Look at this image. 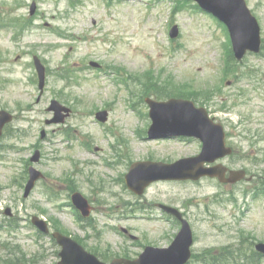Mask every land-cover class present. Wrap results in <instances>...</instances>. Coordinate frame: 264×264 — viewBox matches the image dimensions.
<instances>
[{
	"label": "rangeland",
	"instance_id": "1",
	"mask_svg": "<svg viewBox=\"0 0 264 264\" xmlns=\"http://www.w3.org/2000/svg\"><path fill=\"white\" fill-rule=\"evenodd\" d=\"M247 2L264 44V0ZM4 21L18 26L0 27V110L15 114L0 138V207L12 208L20 227L10 236L0 232V242L9 238L12 247L19 246V255H40L37 264H57L55 247L49 239H39L29 222L38 215L107 259L136 255L147 244L169 245L179 229L160 218L161 210L154 206L158 202L184 211L195 231L196 250L235 248L242 238L249 239L244 246L264 241V194L254 192L264 180V48L242 62L230 61L228 70L237 71L226 76L224 29L190 7L173 13V0H0V23ZM173 25L180 30L174 40L169 37ZM34 55L47 70L42 95ZM119 73L136 77V82L129 81L132 91L116 81ZM151 82L165 88L166 95L193 97L223 123L234 148L223 163L247 170L250 181H162L143 196L130 191L124 177L131 161H172L200 151L195 141L143 138L150 124L144 97L158 92L147 89ZM52 99L72 109L65 124H46L53 115L47 111ZM102 110L109 113L104 123L95 116ZM36 150L41 151L40 161L32 163ZM30 165L46 177L24 198ZM67 183L89 199L95 229L80 228L67 200ZM51 186L59 197L49 194ZM108 213L123 217L109 218ZM136 214H145L144 219ZM115 226L130 229L137 239L123 237Z\"/></svg>",
	"mask_w": 264,
	"mask_h": 264
},
{
	"label": "water",
	"instance_id": "2",
	"mask_svg": "<svg viewBox=\"0 0 264 264\" xmlns=\"http://www.w3.org/2000/svg\"><path fill=\"white\" fill-rule=\"evenodd\" d=\"M201 5L223 19L229 26L233 38V47L238 59H242L248 50L259 52L261 49L260 26L257 18L252 14L246 0H198ZM176 31V30H175ZM176 33V32H175ZM36 65L40 74V86L45 83V67L36 58ZM151 106L150 115L153 124L149 130V137H174L189 135L200 138L203 143L202 152L196 157L180 159L174 163L139 161L134 163L130 172L126 175L129 188L138 194H142L145 188L153 181L160 179H199L203 175L219 176L222 181L236 182L245 175V171H232L230 178H225L226 167L222 164L213 167H204V163L214 162L220 157L232 153V149L226 146V133L220 123L211 119L204 107H197L194 101L171 98L167 101H157L148 98ZM55 110L56 116L50 122H63L69 112L58 101H53L50 107ZM105 119L106 113L98 115ZM11 115L2 110L0 112V136L4 125L11 120ZM39 154L32 158L37 161ZM42 174L31 168V177L26 187V196L34 187L35 182ZM74 203L85 215L90 208L88 201L80 194L73 195ZM167 210L177 214L183 220V227L175 241L169 248L147 247L134 260L120 258L110 264H184L191 255L190 246L193 243L192 230L189 223L182 218L181 213L171 207L164 206ZM34 223L43 231H48L45 221L35 217ZM54 236L62 245L60 253L62 261L59 264H106L87 252L81 245L70 237L55 232ZM257 249L264 253V243L257 244Z\"/></svg>",
	"mask_w": 264,
	"mask_h": 264
},
{
	"label": "trees",
	"instance_id": "3",
	"mask_svg": "<svg viewBox=\"0 0 264 264\" xmlns=\"http://www.w3.org/2000/svg\"><path fill=\"white\" fill-rule=\"evenodd\" d=\"M150 87H155L156 89H158V92L155 94V96H157L158 98H164V97H166L165 95H163L164 93H165V91H166V89L165 88H160V90H159V87H158V84L156 83V82H154V83H150V85L147 87V89H149ZM155 93V92H154ZM154 93H152V94H154ZM262 191L264 192V182H263V188H262ZM24 256V255H23ZM25 257V256H24ZM4 258L3 257H1L0 256V264H1V260H3ZM20 262V263H22V264H28L29 262H27V261H25V260H23L22 258H18L17 259V262Z\"/></svg>",
	"mask_w": 264,
	"mask_h": 264
}]
</instances>
